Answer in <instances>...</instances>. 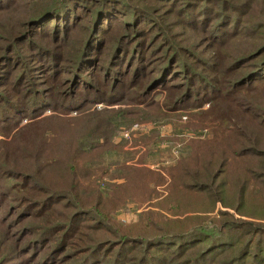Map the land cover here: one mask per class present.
<instances>
[{"label":"trees","instance_id":"trees-1","mask_svg":"<svg viewBox=\"0 0 264 264\" xmlns=\"http://www.w3.org/2000/svg\"><path fill=\"white\" fill-rule=\"evenodd\" d=\"M0 43V230L14 240L0 264H264V225L215 212L221 203L249 218L264 213V102L251 98L264 90V0H0ZM141 83L145 97L168 91L165 109L190 111L187 127H214L213 142L192 141L204 159L171 171L172 203L210 216L203 223L114 222L139 182H164L144 168L124 166L127 183L113 197L93 191L79 202L72 192L91 176L88 156L112 147L119 119L143 121L90 110L118 105L122 89ZM48 110L99 118L68 161L56 139L31 132L53 119L43 118ZM40 167L73 176V186L50 188L36 178Z\"/></svg>","mask_w":264,"mask_h":264},{"label":"rangeland","instance_id":"rangeland-1","mask_svg":"<svg viewBox=\"0 0 264 264\" xmlns=\"http://www.w3.org/2000/svg\"><path fill=\"white\" fill-rule=\"evenodd\" d=\"M76 39L77 37L74 42H76ZM148 66L149 63L145 67ZM143 88L142 83L139 87L127 85L126 88L122 89L121 97L119 96L121 100L117 99L119 102L118 105L108 106L100 103L90 110L91 112L102 110L112 113L124 112L127 113L129 119L132 115H135V117L137 116L143 121L131 124L126 117H121L119 120H122L126 124H120L118 126L117 133L112 139V147L105 149L100 155L94 153L95 155L91 159L88 156V160L86 161L88 165H85L88 167L89 172H91V176L88 179L80 178V187L78 190L73 187L72 192L77 196L79 202L90 199L91 192L93 191L94 198L97 200H100L99 195L101 199L111 197L112 195L114 196L115 187L127 183L124 166L134 169L144 168L156 174L159 173L164 177V182L159 183V185H156L154 182H139L136 199L127 200L124 206H120L118 210L113 212L112 219L114 222L123 226L142 223L149 228L151 219L161 218L167 225L173 222L175 226H179L186 217L194 216L199 217L200 219L198 221L203 223L202 218L208 215L199 213H188L184 215L172 203L175 196L173 195L174 178L171 175V171L174 175L177 174L181 164L189 158L200 157L204 159L205 156L202 152L193 150L192 141L202 143L213 142L215 140L214 127H187V123L191 120L189 116L190 111L181 110L175 112L165 109L164 105L166 104L168 91L166 92L165 89L161 88L153 96L145 97ZM251 98L258 104L263 103L264 90L255 92ZM208 108L209 105L207 104L203 109L208 110ZM90 111L81 114L73 112L66 115L61 113L53 114V112L48 110L43 115V118L46 119L55 115L53 119L45 120L44 123H38L37 128L31 130V132L38 131L48 136L47 139L49 141L56 139L57 141L54 147L58 151L57 154L59 155L60 153V156L68 161L69 159L64 155L73 153L79 141L86 137L90 129V126H88L89 122H94V120L99 119L98 117L90 115ZM27 123L28 121H24L22 126ZM56 130L58 133H56ZM209 159V154H206V160L208 161ZM27 162V166L33 169L31 162L29 160ZM79 164L83 165L84 161H81ZM39 169L42 176H36V178L50 188L59 189L65 188L67 185L69 187L73 186V176H53L55 169L50 170L43 167ZM167 170L169 171L167 172ZM149 189L158 193V195H154V200L147 202L138 200V198H141V195L148 196ZM29 194L38 196L41 195V190H33ZM169 201H171V205L165 206ZM61 210L62 212H69V208L61 207ZM168 210H171L174 214L168 212ZM218 211H227L234 214L237 219L264 225L263 212L254 213V217L257 219L249 218L235 213L232 209L224 208L221 203L217 204L215 212ZM215 215L216 213L213 216ZM51 219L63 220L60 214L55 215ZM204 223L209 225L211 224V220L206 219ZM10 234L11 232L6 229L0 230V255L4 254L8 250V246L14 241L11 240L8 244L6 243L11 239ZM75 246L78 245H74L73 248Z\"/></svg>","mask_w":264,"mask_h":264}]
</instances>
